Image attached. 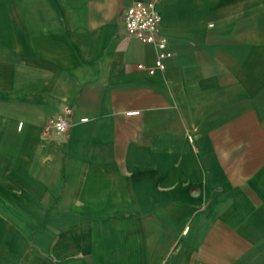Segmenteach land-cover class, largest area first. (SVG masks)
<instances>
[{"label": "crops", "instance_id": "1", "mask_svg": "<svg viewBox=\"0 0 264 264\" xmlns=\"http://www.w3.org/2000/svg\"><path fill=\"white\" fill-rule=\"evenodd\" d=\"M136 1L162 17L155 74ZM0 46L39 87L0 132V264H264V0H0ZM65 106L68 134L24 128ZM36 179L49 210H5ZM79 191L90 210H60Z\"/></svg>", "mask_w": 264, "mask_h": 264}, {"label": "rangeland", "instance_id": "2", "mask_svg": "<svg viewBox=\"0 0 264 264\" xmlns=\"http://www.w3.org/2000/svg\"><path fill=\"white\" fill-rule=\"evenodd\" d=\"M4 50L0 46V132L4 142H9L17 136V124L21 117H26L29 110L27 109L28 102L38 101L39 87L38 86H26L20 85V82L13 74V65L11 56L9 54L1 53ZM58 113L51 116L53 118ZM7 118V122H5ZM47 121H25L24 128L34 127L36 128L43 138L50 136L44 135V127L47 125ZM20 135V133H19ZM22 135V133H21ZM9 168L13 169V165L9 163ZM25 180L26 173L23 175ZM33 188V193L35 198L33 200L34 208L27 207L26 198L20 199L18 207H9L5 210H49L46 208L47 204L43 201L41 197L42 186L39 182L35 181ZM80 191L74 196L64 197L61 200V209L64 210L67 215H75L79 213L80 210H90L85 204L82 203V198L80 197ZM38 231H36L37 233Z\"/></svg>", "mask_w": 264, "mask_h": 264}, {"label": "built area", "instance_id": "3", "mask_svg": "<svg viewBox=\"0 0 264 264\" xmlns=\"http://www.w3.org/2000/svg\"><path fill=\"white\" fill-rule=\"evenodd\" d=\"M161 21L162 17L154 1H136L125 8L122 16L124 29L129 36L157 47L155 64L148 68L150 74L163 71L166 68L165 60L171 55L167 49V39L160 32ZM138 67L145 66L139 64ZM71 113V108L63 107L56 116L49 119L44 128V135L48 136L53 131L60 135L68 134Z\"/></svg>", "mask_w": 264, "mask_h": 264}]
</instances>
